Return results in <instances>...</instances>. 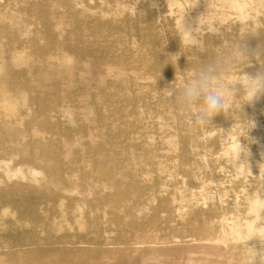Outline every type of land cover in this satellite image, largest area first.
I'll return each mask as SVG.
<instances>
[{
  "label": "bare ground",
  "instance_id": "bare-ground-1",
  "mask_svg": "<svg viewBox=\"0 0 264 264\" xmlns=\"http://www.w3.org/2000/svg\"><path fill=\"white\" fill-rule=\"evenodd\" d=\"M26 1L27 2L25 3L29 4V6H27L31 11V16L35 18L37 17V19L40 20L41 24L43 25V30L41 29L42 31H39L41 32V35L47 40L46 46L41 45L43 47H41L39 44H34L35 51L37 54L43 53L44 55H46V51L50 52L51 55L49 56L53 59V61L48 65L45 64L48 66V68L43 70L45 68H40L39 64L41 63H38L39 68H37L35 65L36 62H32L34 55L31 56V61L27 60V56L15 52V49L13 50L14 53L10 51L8 57L3 55L4 52L1 55V62L4 61V63L0 66V212L7 208L9 203H11L9 202L10 196L21 195L24 193H28V196H30V194L33 192L36 194L35 196L38 198L39 205L43 211L47 207L48 209L52 208L51 210L53 211L57 209L56 212L60 214L62 218H64L62 213L66 210L65 204L68 202V209L74 210V213L71 214L73 216L71 217L77 219L76 222H79L78 224L81 225L80 218L82 214H84L83 211L85 206H89L88 200L90 199H87L88 197L81 196L82 191L79 189V187H81L82 183L77 182L76 175H72L76 177L73 179L74 177H71L67 170L63 169V167L61 168V163H64L65 165L69 164L70 166L72 165V167L75 165L74 168L81 170L83 169L85 173L82 174V178L88 179L89 177L95 175L98 179V182H96L99 184L101 182L102 184L101 189H95L94 192H102L110 189L112 192L106 195L104 199L109 203H114L118 208L119 206L122 207L125 205L126 198H131L130 195L132 192H134L136 195L135 192L142 193L144 191L146 193V191H152L153 187L142 186L140 182L149 180V177L152 176L151 174L153 172L156 174L158 173L159 169L157 166H155V164L159 162L158 158L160 161L165 158L174 162V164H171L170 162L168 168L165 171L169 173L168 170L170 168L174 169V172H172L173 176L174 174H177V169H187L192 167L191 163L192 160L195 159V156L205 154L206 152L210 153V151H208V146L213 145V147H215L214 145L218 144L216 138L209 136L210 133L208 130H206L209 129L208 126L203 127L196 125L193 123L192 117L189 114L177 112L170 99L172 96L171 88H179L185 80L195 75L196 70L201 64L206 63L213 58L219 57V55L224 52L220 49L221 47L224 49V45H222V39H219V36L216 35L217 33H213L216 26H224L225 24H228L229 18H231L233 15L237 18V21L239 19L240 23H237L241 24L242 30L240 32V38H238V41L246 47L247 53L250 57L249 64L234 69L225 77L228 83L235 85L238 79H243V74L252 75L251 71L255 70L257 67V65L254 66L257 61L251 58L253 55L260 53L263 56L260 58L264 59V30L259 27V21H261V17H264V0H185V4L189 3L191 6L196 4L194 7L196 13L194 15H187L186 12L183 13L185 10L184 7H182L183 4H180L181 2L178 3L180 5L177 6V0H165V2L169 4L167 6L171 7L172 9L177 7L178 12H180L178 19L175 21L174 19H171L169 26L172 28L171 30L168 29L169 31L165 30L164 27L163 30L162 28L160 29L154 24L153 21L155 20H153L151 23H149V21V24L145 22L144 25L142 21L143 19L141 20V15L138 16L136 9L134 11L123 10L124 6H122L123 8L116 7L117 9L114 12L112 11V15H107V10L105 9L104 11L103 9V11L100 13H94L88 20H85L87 17L83 19L82 17L78 16L80 11L77 12L74 10L72 0H45V2L37 0L29 2L28 0ZM142 1L144 2V0ZM175 4L176 6H171ZM16 6L17 5L14 7ZM64 6L68 7V10ZM61 7L66 8V11H61ZM94 7L95 6H93V8ZM180 7H182V10ZM186 7L189 8L188 6ZM19 8L21 10V7ZM130 8L132 7L130 6ZM24 10L23 12H25ZM191 10H193V8ZM123 11V15H128L127 17L124 16L126 18L125 20L118 17ZM201 12L205 13V15L207 14L211 20L207 21V17H202L203 13L201 14ZM169 13L170 12H168V14ZM177 14L179 13H176V15ZM59 15H64V18H61L62 16ZM129 15H131V17ZM184 15L185 26L194 28L191 34L185 33L181 28V19ZM173 16L175 15L173 14ZM18 17L21 19L20 15ZM19 18L11 13H7V11L3 13L0 12V35L5 36L10 34L11 38L16 41V37L21 33V29L23 27V24ZM23 18H25V16ZM202 18H205L206 21L210 23L208 25L210 30H208L207 34H205L203 42H199L198 40H200V36L202 34L198 36L197 32L198 30L204 29ZM160 19L161 18L159 17V20ZM205 19L203 22H205ZM248 19L252 20V23L251 26L249 25L250 27L246 28L244 22ZM25 27L26 26H24V28ZM232 30H236L235 27ZM226 32H228V30ZM219 34L220 33H218V35ZM222 34L223 33H221V35ZM230 37L228 36V39ZM33 41L35 42V40ZM238 41H236V43ZM228 43L229 42L227 41V44ZM134 46H136V48L131 49ZM34 54L36 55V53ZM20 64H27L28 67L22 71L8 72V69H12V67H16ZM143 66L148 69L145 73H134L131 71L133 69H139ZM145 76L149 82L146 84V87L143 88L142 84L140 83V79L144 78ZM44 79L52 80H49V82H51L48 83ZM122 85H125L126 89L132 88L135 90L140 95V99L144 100L147 104V107L153 111H151L153 115L150 116V118H147L148 120L150 119L149 121H145V117L141 115L142 113L140 114L136 110L131 112V107L133 106L131 105L130 101L120 97V93L123 92L121 89ZM236 85L243 94L241 85L239 83ZM263 97L264 94H262L260 98L253 103H247V106H243V108L240 110L241 115L254 113L259 100H261ZM237 104L238 103L236 102L234 105L231 102L226 104L224 112H221L214 117L211 128H214L218 125L221 126L222 130V126L234 124L235 115L232 119L231 115L229 114H231V111L233 112L232 108L233 106L236 107ZM262 104L264 107L263 100ZM75 109H78L79 112L77 114L80 116V123L76 127H70L68 125L66 127L61 123L62 120L59 122L55 121V118L57 117H55V114L57 113L59 116L62 115L63 120L66 118L65 120L71 125L75 120ZM132 114L136 115V118L134 120H131L130 118L128 119V117H131ZM150 114H148V116ZM53 118L55 120H52ZM134 121L138 123L137 129L132 127ZM231 128H233L232 125ZM236 128H238V126ZM148 129L154 131H148ZM231 131L233 132L234 130L231 129ZM83 133H85L84 135L87 137L85 140H82V137H84ZM79 134L80 136H77ZM231 135H229V137ZM256 135L257 139L264 136L263 131H261L259 127ZM157 139H159V141L156 142ZM220 139L222 140V138ZM220 139L219 144L222 143L220 142ZM226 140L228 139L223 138V141ZM227 142H229V140ZM237 142L238 140L232 138L230 139L229 144H227L228 146L224 145L223 143L221 144L223 146L221 149L224 151V156H226L227 160L231 162V165V154L234 152L235 147L238 144ZM199 147H201L203 150H199ZM216 152L219 154V151L216 150ZM248 153L249 155L246 158L247 162L252 163V160L255 157L253 154L254 152L250 151L249 149ZM215 154V151H213L211 153V157L218 158L216 156L217 154ZM222 154L220 153V155ZM17 158L20 159L24 166H26V169L23 168V166L18 168L12 167L13 165H11V162ZM244 159V154L241 153V160ZM14 163L18 162L15 161ZM252 168L253 166H249V170ZM235 169L238 170L240 168ZM45 170L48 171L49 175L45 172ZM191 173L195 172L192 170ZM144 174L147 175L145 180L143 177L139 178ZM192 175L193 174H190L191 177ZM260 176L262 177L261 181L264 182V171L260 172ZM187 177L188 175L186 178ZM94 178L95 177L91 178L90 181H93ZM125 179L130 180L127 181ZM258 179H260V177ZM82 182L87 183V186L89 187L91 186V183L89 184L88 181L82 180ZM214 182L215 181H213V183ZM242 183H245L244 185H246V182ZM158 184L159 181H156V183L153 185L155 186ZM248 185H250V183ZM206 186L204 185L203 187L202 185L203 188ZM255 186L257 187L256 184ZM236 187H238V185ZM249 188L252 187L250 186ZM259 188L257 187V189ZM260 189L263 190L262 187ZM220 190L221 191L217 192L216 195L214 194L215 196L205 197L202 203H200V200L197 198V202L195 201L190 205L192 210H190L189 213H185V211L183 212L182 206L177 204V200L176 198H172L173 196H165L166 198L162 200V205L166 206L170 210L174 208L173 206L178 208L177 211L181 217H179V220L176 224L177 227L178 225H182L187 228L193 227L192 225L196 224V222L199 224H204L206 227L203 230H200V235H196L197 238L193 237L192 240L185 241L187 246L202 249L205 251L203 254L216 257V259L213 261L204 257L205 259H202V264H231L232 261H229L224 257L225 250L229 247L228 241L230 240L235 242L236 245H234L232 248L239 250V256L246 257L249 260L250 257L254 255V253L250 248L242 246L241 242L239 241V233L242 230H247L251 234L257 228L264 230V198L261 197L257 191L252 190L251 192H248L243 190V199L246 205L243 207V204H241L238 200L232 201L230 199L231 201H228L226 199L228 197H226V193L228 191L226 192L225 190H222V188ZM164 191H166V188ZM224 191L225 194H223ZM239 191H241V189ZM107 192L109 191L107 190ZM69 193H71V195L77 193L78 195L76 194V197H70L68 195ZM87 193V195L85 193V196L90 194V192ZM102 196L104 195L101 193L96 194V199L94 201L96 203L100 202ZM150 197L153 198L152 195ZM237 198L235 197V199ZM140 201H142V199ZM106 205L108 204L106 203ZM133 206L134 204H132V207ZM153 208L155 207L153 206ZM124 209L123 211H126ZM114 211L111 212L114 213ZM123 211H121V213ZM19 212L21 213V210ZM88 212L91 214L93 209L90 208ZM95 212L98 213L97 211ZM56 214L52 216L50 215L49 217L44 216V219L41 220V223L47 233V235H45L43 232L46 238L44 243L46 247L43 249L42 256L45 255L46 257H53V255H58V258L60 257L62 262L61 264H73L70 262V259L72 256L75 258L78 254H82L81 252L84 253V250L81 249V246L85 243L88 244L86 240H88L89 237L87 238V236H90V238L92 237L93 241L94 238L100 236H97L98 226L97 228H94L97 219H90L91 222L92 220L94 221L92 224L93 229L88 231L87 234H78L79 231L78 233L76 232L71 234L69 233V230L66 231L68 229L65 227L66 224H63V222L67 221L65 219L66 217L62 219ZM101 214H99L97 217L99 218ZM124 215L127 216V214ZM138 215L141 214L138 213ZM45 217L47 218L45 219ZM108 217H110V215ZM129 219L130 218H127V220ZM38 222L40 223V221ZM145 224L146 237L142 238H146L147 240H144L148 241L150 245H148L149 249L147 251H140L141 253L138 254L142 264H151L147 262L149 260V255L152 254H161L171 257V253L176 252V244H178L179 240L171 242L167 240V238L161 237L159 235L160 229L158 228L157 217H153L150 221H148V223ZM106 226H108V224ZM39 229L40 228H38V230ZM31 230L32 229H29V231ZM101 230L107 231L105 228ZM131 233L132 232H130V234ZM26 234H28V232ZM230 234L232 237H229ZM116 236L119 235L116 234ZM183 237L185 236L183 235ZM25 238H27V236H25ZM205 240L207 242H205ZM257 241L258 240L253 239L248 243H257ZM113 242L115 241L113 240ZM38 245L39 243L36 242L35 238H29L26 240V242H22L21 245L15 246V248L12 246H10V248L7 246L2 247L0 245V264H42V262L37 263V253L33 251V249ZM57 245H63V247L58 249ZM142 245L144 246V242ZM42 247L44 248V246ZM98 247L102 249V245ZM137 247L139 246L137 245ZM85 248L86 247H84V249ZM187 249H189V247H187ZM94 250L95 248L93 251ZM101 253L105 254L106 251L103 249L102 251L97 252L99 255ZM115 253L121 254L120 251ZM38 254H40V252ZM97 254H95V256ZM121 256L127 257V255L124 256L122 254ZM142 257L146 258L142 259ZM40 259L44 260V257H40ZM43 264L46 263L43 262ZM82 264L99 263L96 261V257H93L91 260L89 259L88 262ZM124 264L130 263L127 262ZM249 264H251V261H249Z\"/></svg>",
  "mask_w": 264,
  "mask_h": 264
},
{
  "label": "rangeland",
  "instance_id": "rangeland-1",
  "mask_svg": "<svg viewBox=\"0 0 264 264\" xmlns=\"http://www.w3.org/2000/svg\"><path fill=\"white\" fill-rule=\"evenodd\" d=\"M0 0V12H6L7 13H11L13 15H15L17 18H19L18 16L20 15L21 20L20 18V21L22 22L23 24V27L21 29V33L17 35L16 37V41L13 40V38H11L10 34H7L5 36H1L0 35V66L4 63L1 62V55H5V57H8L9 56V53L10 51H12L14 53V49H15V52L19 53V54H22V55H25L27 56V60L31 61V56L34 55V59H32V62H36V67L39 68V65H40V68L43 69V70H46L48 68V64L52 63L53 59L49 56L51 55L50 52L46 51V55H44L43 53H38L35 51V45L34 44H39L40 46L43 45V46H46L47 44V40L41 35V32L39 30H43V25L41 24L40 20L37 19V17H33L31 16V11L29 10V4L28 3H25L27 2L26 0ZM14 3H12V2ZM15 1H16V4H15ZM29 1H34V0H28ZM37 1H43L45 2V0H37ZM86 1V2H85ZM102 0H72V3L74 5V10H76L77 12H79V15L80 17H82L83 19H86L85 20H88L91 15H93L94 13H100L101 11H105V9L107 10L106 14L107 15H112V13L117 9L116 7H119L121 8L122 6H124L123 10H135L137 11L138 13V16L141 15V20L143 21V24L145 25V22H147V24L151 23L153 20L154 24L157 25L160 29L162 28L163 30V27L165 30H171V26H169L170 22H171V19H174V21L176 19H178V15H180V12H178L177 10V7L175 8H171L167 5V2H165V0H144V2L142 0H103L101 3L100 2ZM108 1V2H107ZM185 0H177V4L180 3L182 5V7H184V12H186L187 15H194L196 13V10L195 8L192 9V6L188 3V4H185L184 3ZM99 2V3H98ZM20 3V4H19ZM86 3V4H85ZM107 3V4H106ZM135 3V4H134ZM153 3V4H152ZM155 3V4H154ZM157 3V4H156ZM159 3V4H158ZM9 4V5H8ZM26 5V6H23V5ZM83 4V5H82ZM103 4V6H102ZM120 6H118V5ZM180 4H178L177 6H179ZM12 5H17L16 7L12 6ZM28 5V6H27ZM97 5V6H96ZM109 5V6H108ZM132 8H130V6ZM143 7H142V6ZM5 6V7H4ZM7 6V7H6ZM12 6V7H11ZM79 6V7H78ZM86 6V7H85ZM88 6V7H87ZM93 6H95L93 8ZM102 6V8H101ZM113 6V7H112ZM157 6V7H155ZM171 6H176L175 5H171ZM186 6H188L189 8H187ZM21 7V10L20 8ZM27 9H26V8ZM66 7V6H64ZM64 7H61V11L63 10V12H65L66 8L68 10V7L64 8ZM105 7V8H104ZM134 7V8H133ZM142 7V8H141ZM146 7V8H145ZM171 9H169V8ZM180 7V9L182 8ZM18 8V9H17ZM96 8V9H95ZM179 8V7H178ZM5 9V10H4ZM25 9V10H24ZM149 9V10H147ZM170 11H169V10ZM9 10V11H8ZM12 12H11V11ZM19 10V11H18ZM23 10L25 12H23ZM96 10V11H95ZM182 10V9H181ZM113 11V12H112ZM135 11V12H136ZM160 11V12H159ZM191 11H194V12H191ZM15 12V13H14ZM76 12V13H77ZM168 12H170L168 14ZM204 12V11H203ZM201 12V14L203 13ZM18 13V14H17ZM25 15H24V14ZM111 13V14H110ZM176 13H179L176 15ZM30 14V15H29ZM78 14V13H77ZM124 14V11L121 12V14L118 16L120 19H123L125 20L126 18L124 16H128L127 14L126 15H123ZM157 14V15H156ZM172 14V16H171ZM173 14L175 16H173ZM29 18H28V16ZM122 15V16H121ZM25 16V18H23ZM59 16H62L61 18H64V15H59ZM89 16V17H88ZM131 17V15H129ZM145 16V17H144ZM207 17V21H210V17L207 16V14L205 15V13H203L202 17ZM232 16V15H231ZM230 16V17H231ZM148 17V18H147ZM159 17L161 18L159 20ZM171 17V18H170ZM234 17V18H233ZM145 18V19H144ZM156 18V19H155ZM209 18V20H208ZM35 19V20H34ZM148 19V20H147ZM205 18H202V23L203 24V28L204 29H201V30H198L197 34L198 36L201 35L200 37V40H198L199 42H203L204 38H205V34H207L208 30H210L208 28V25L210 24L209 22L206 21L205 19V22L204 21ZM145 20V21H144ZM163 22H162V21ZM166 20V21H165ZM35 21V22H34ZM150 21V22H149ZM168 21V22H167ZM234 21V22H232ZM30 22V23H29ZM149 22V23H148ZM157 22V23H156ZM159 22V23H158ZM240 23V20L238 19L237 21V18L233 15L231 18H229L228 20V24H225L224 26H216L215 30L213 31V33H217L216 35L219 36V39L221 40L222 39V42L224 45V49H222V47L220 48L221 50H223L224 52H227L229 50H231V48H233V46L236 44V41H238V38L239 35H240V32H241V24H238ZM260 22V23H259ZM258 23L260 24V28L264 30V17H261V21H259ZM39 23V24H38ZM163 23V24H161ZM237 23V24H236ZM251 23H252V20L248 19V20H245L244 24L246 25V28L250 27L251 26ZM26 24V25H25ZM146 24V25H147ZM161 24V25H160ZM207 24V25H206ZM234 24V25H233ZM160 25V26H159ZM240 25V26H239ZM250 25V26H249ZM24 26H26L24 28ZM32 28H31V27ZM162 26V27H161ZM229 26H230V29H235L236 30H230L229 29ZM34 27V28H33ZM233 27V28H232ZM240 29H238V28ZM258 27V28H259ZM228 28V29H227ZM207 29V30H206ZM41 30V31H42ZM168 30V31H169ZM228 30V32H226ZM206 33H204V32ZM235 31V32H234ZM236 31H239V32H236ZM40 32V33H39ZM210 32V31H209ZM226 32V33H225ZM231 32V33H230ZM34 33V34H33ZM196 33V32H195ZM218 33H220L218 35ZM221 33H223L221 35ZM236 33V34H235ZM239 33V34H238ZM29 35V36H28ZM31 36V37H30ZM37 36V37H36ZM228 36L230 37L228 39ZM235 36V37H234ZM4 37V38H3ZM20 39H19V38ZM226 39H225V38ZM6 38V39H5ZM9 38V39H8ZM43 39V40H42ZM17 40H20V41H17ZM35 40V42L33 41ZM202 40V41H201ZM13 41V42H12ZM15 41V42H14ZM41 41V42H40ZM225 41V43H224ZM227 41L229 42L227 44ZM235 41V42H234ZM46 42V43H45ZM231 42V43H230ZM14 43V44H13ZM45 43V44H44ZM235 43V44H234ZM3 45V46H2ZM19 45V46H18ZM227 45V46H226ZM41 46V47H43ZM221 46V45H220ZM226 46V47H225ZM230 46V47H229ZM7 47V48H6ZM228 47V48H227ZM11 48V49H10ZM136 48V46L132 47L131 49H134ZM227 50H226V49ZM226 50V51H225ZM6 51V52H5ZM36 53V55L34 54ZM42 56V57H41ZM256 56V57H255ZM46 57V58H45ZM50 57V58H49ZM260 57H263L260 53H259V58L257 57V55H253L251 58L255 59L257 61V63L254 65L256 67L255 70L251 71V74L254 76V74H257V73H264V59L263 58H260ZM40 58V59H39ZM44 60H43V59ZM46 59V60H45ZM259 59V60H258ZM49 60V61H48ZM263 60V61H262ZM39 61V62H37ZM44 62V63H43ZM140 62V60H139ZM38 63H41L38 65ZM47 64V65H45ZM43 66V67H41ZM47 66V67H46ZM27 64H20L16 67H12V69H8V72H13V71H22V70H25L27 68ZM148 69L146 67H141L139 69H133L131 70L132 72L136 73V72H143L145 73ZM243 74V73H242ZM147 77L145 76L144 78H141L140 79V83L142 84V87H146V84L149 82V80L146 79ZM31 79V77H30ZM45 81H47L48 83L49 80H52V79H44ZM54 80V79H53ZM236 89V96H237V101L235 100L236 103H238L236 105V109H239L238 111H234L233 109V112L231 111L229 115H231L232 119L234 118L235 120V125L234 124H230V125H225V126H222V130H221V126H216L214 128H211L212 126H208L209 129H206L208 130V132L211 134H209V136H212L213 138H216L217 139V142L218 144L217 145H214L215 147H213V145L211 146H208V151H210V153L206 152L205 154H200V155H197L195 156V159L192 160V169L190 168H187V169H184V168H181V169H177L176 171L177 174H174L172 176V172H174L172 168H170L168 172H165L166 169L168 168L170 162L171 164H174L173 161H169L168 159H165L163 158L162 161H160V159L158 158L159 162L155 164V166L158 167V175L153 172L149 178V180H145L146 179V176L147 175H141V177L139 178H144V182H140L142 186H151L153 187L152 188V191H146V193L143 191L142 193L140 192H135L136 195L134 194V192L131 193L130 197L131 198H126V202H125V205L124 206H119V208L117 207V205H115L114 203H109L107 200L104 199V197L106 195H108L110 192H112L110 189H107L109 192H107V190L105 191H102V192H94L95 189H101V182L100 184L97 183L98 182V179L96 178L95 175L89 177L88 179L87 178H82V174H84V170L82 169H78V168H74L75 165L72 167V165L70 166L69 164H66L68 166H66L64 163H61V168L63 167V169L67 170L69 172V175L71 177H74L76 175V177H74L73 179H77V182L78 183H82L81 184V187H79V189L82 191V195L81 196H84V197H88L87 199H90L88 200V205L89 206H85V209L83 211V213L85 214H82L81 218L83 216L82 219L80 218V223L81 225H79L78 223L79 222H76L77 219H75L74 217H71L73 215H71L72 213H74V210L72 209H68V202L65 204V211L62 213V215L64 216V218L67 220L65 222H63V224H66L65 227H66V231H70L69 233L73 234V233H79L78 234H81V235H85L87 234L88 231L92 230L93 229V220H96V224L94 226V228H97L98 226V235H100L99 237H96L94 238V241H93V238L90 236H87L88 240H86L88 242V244H84L81 246V249L84 250V253L81 252L82 254H78L77 257L72 258L70 259V262H72L73 264H82V263H85V262H88L89 259L91 260V258L93 257H96V261H98L99 264H124V263H127L129 262L130 264H142V261L140 260V257L138 256L139 253H141L140 251H147L149 249V246L150 245L148 243V241H145L147 240L146 238H142V237H146L145 234H146V229H145V223H148V221H150L153 217H157L158 218V228L160 229V232H159V235L161 237H165L167 238V240L171 241V242H174L175 240H179L178 241V244L177 245V249H176V252H173L171 253V257H167V256H164V255H161V254H152V255H149V260L147 263H151V264H202L203 261L202 259L204 257L210 259L211 261L215 260L216 257L214 256H211V255H205L203 254V252H205L204 250L202 249H198V248H194V247H190V246H187L186 245V242L187 240H192L193 237L197 238L196 235H200L199 232L200 230H203L204 228H206L204 226V224H199L198 222H196V224H193L192 226L193 227H184L182 225H178L177 227V222L179 220V217H181V215L178 214V211H177V207L176 206H173L174 208H172V210H170L169 208H167L166 206L162 205V200L166 197H172V198H176V202L177 204H180L182 206V209H183V212L185 211V213H189L191 209L190 205L192 203H194L195 201L197 202V198L198 200H200V203H202L205 199V197H211V196H215L217 194V192L221 191L220 189L222 188V190H225L227 193H226V199L228 201H233V200H238L241 204H243V207H245V201L243 199V196H244V191H248V192H251L252 190H255L259 193V195L261 197L264 198V182L261 181V176H260V172L261 171H264V136L262 138H256L257 135V130H258V127L260 128L261 131H263V135H264V107H263V104H262V100L264 101V97L259 100L258 102V105L260 106H256L255 108V112L257 113H250V114H242L240 113V110L243 108V106H247V103L241 105V100L239 99V97L242 94L241 90L238 88L237 85H233ZM237 86V87H236ZM122 91L120 93V97L123 98V99H127L128 101H130L131 105L133 107H131V112L136 110L138 111L141 115H143L145 117V121L148 120L147 118H150V116H152V110L147 107V104L144 100H141L140 99V95L135 91L133 90L132 88H128L126 89V86L125 85H122L121 87ZM239 91V92H238ZM241 105V108L240 106ZM76 113H75V116H74V122L70 125L65 119L63 120V117L62 115H58L57 113L55 114V119L53 118L52 120H55L56 122H59L60 120L61 123L63 125H65L67 127L70 126V127H76L77 125H79L80 123V116H78V109H75ZM150 111V112H148ZM152 111V112H151ZM130 112V114H131ZM263 112V113H262ZM144 113V114H143ZM151 113V114H150ZM229 113V112H228ZM148 114H150L148 116ZM241 115L242 118L244 119H251L252 121L256 122V126L258 127H254L252 129H250L247 133V137L245 136H242L243 135V125L241 124L239 116H236V115ZM253 114V115H252ZM235 115V116H234ZM234 116V117H233ZM61 117V118H60ZM251 117V118H250ZM259 117V118H258ZM59 118V119H58ZM131 119V120H134L136 118V115L132 114L131 117L129 116L128 119ZM237 118V119H236ZM150 120V119H149ZM148 120V121H149ZM238 120V121H236ZM77 123V124H76ZM238 124V125H237ZM240 124V125H239ZM74 125V126H73ZM231 125L233 126V128H231ZM230 126V127H229ZM235 126V127H234ZM238 126V128H236ZM133 128L137 129L138 128V123L137 122H133V125H132ZM227 128V129H226ZM230 128V129H229ZM212 129V130H211ZM231 129H233L234 131L232 132ZM241 129V130H240ZM68 130V129H67ZM147 130V129H145ZM151 130V129H148V131ZM221 131V134H220V131ZM228 130V131H227ZM152 132L154 130H151ZM240 131V132H239ZM214 132V133H213ZM216 132V133H215ZM229 132V133H228ZM242 132V133H241ZM232 135L229 137V135ZM85 133H83V136L82 137V140H85L87 137L86 135H84ZM208 134V133H207ZM220 134V135H219ZM234 135V136H233ZM77 136H80L77 135ZM219 136V137H218ZM223 136V137H222ZM226 136V137H225ZM235 139V140H238V142L241 143L242 146H245L247 148V151L250 149V151L254 152L253 154L255 155L254 159L252 160V163H248V166H253V168L251 170L249 169H246L245 167L241 166L240 169L236 170L234 167H232L231 165V162H229L226 158V156H224V151H222L223 149V146L221 145L222 143L224 145H227L229 144L230 142V139ZM233 136V137H232ZM222 138V140L220 139V143L219 144V139ZM255 137V138H254ZM223 138L224 139H228L229 142H227L228 140L226 141H223ZM253 139V140H252ZM257 139V140H256ZM159 141V139L156 140V142ZM155 142V143H156ZM237 142V143H238ZM256 143V144H255ZM157 144V143H156ZM221 147H220V146ZM218 146V147H217ZM228 146V145H227ZM225 147V146H224ZM200 149L199 150H203L201 147H199ZM210 148V149H209ZM219 151L217 154L216 150ZM214 149V150H213ZM221 149V151H220ZM254 149V151H253ZM256 150V152H255ZM215 151V154L218 158L216 157H211V153ZM220 153L222 155H220ZM220 155V156H218ZM206 158V160H205ZM15 161H17L18 163H14ZM173 162V163H172ZM19 164H22V165H19ZM63 164V165H62ZM11 165H13L12 167L14 168H18V167H22L26 169V166L23 165V163L20 161V159H15L13 162H11ZM80 165V164H78ZM66 166V167H65ZM70 166V167H69ZM38 167V166H36ZM189 169V171H188ZM187 170V171H186ZM193 170V172L195 173H191ZM203 172H202V171ZM207 170V171H206ZM46 173H48V171L45 170ZM71 172V173H70ZM180 172V173H179ZM189 172V174H188ZM202 172V173H201ZM206 172V173H205ZM216 172V173H215ZM81 173V174H80ZM200 173V175H199ZM74 174V176H72ZM156 176H155V175ZM190 174H193L192 177L190 176ZM195 174V175H194ZM49 175V173H48ZM78 175V176H77ZM171 175V176H170ZM188 175V177L186 178V176ZM209 175V176H208ZM211 175V176H210ZM216 175V176H215ZM259 175V176H258ZM162 176V177H160ZM195 176V177H194ZM93 181L91 182L90 179L93 178ZM158 177V179H157ZM176 177V178H175ZM210 177V178H208ZM217 177V178H216ZM260 177V179H258ZM175 180H174V179ZM193 178V179H192ZM200 178V180H199ZM204 178V179H203ZM206 178V179H205ZM257 178V179H256ZM87 179V180H86ZM97 179V180H96ZM167 179V181H166ZM197 179V180H196ZM202 179V180H201ZM82 180H85V181H88L89 184L91 185L90 187L87 186V183H83ZM125 180H130V179H125ZM151 180V181H150ZM191 180V181H190ZM193 180V181H192ZM263 180V179H262ZM76 181V180H75ZM97 181V182H96ZM148 181V182H147ZM156 181H159V184L158 185H153L154 183H156ZM162 181V182H161ZM189 181V182H188ZM199 181V182H198ZM201 181V182H200ZM204 181V182H203ZM209 181V182H207ZM211 181V182H210ZM213 181H215L213 183ZM256 181V182H255ZM165 182V183H164ZM198 182V183H197ZM242 182H246V185H244ZM255 182V183H253ZM262 182V183H261ZM94 185H93V184ZM144 183V184H143ZM191 183H192V186H196V187H192L191 186ZM209 183V184H208ZM238 187H236L237 185ZM241 183V184H240ZM250 183V185H248ZM258 183V184H257ZM262 185H261V184ZM163 184V186H162ZM207 184V186H206ZM211 184V185H210ZM214 184V185H212ZM243 184V185H242ZM255 184L257 185V187L259 188H263V190H261L260 188L257 189V187L255 186ZM260 184V185H259ZM160 185V186H159ZM174 185V186H173ZM187 185V186H186ZM204 185L207 187L203 188ZM217 185V186H216ZM240 185V186H239ZM85 186H86V190H85ZM99 186V187H98ZM162 186V187H161ZM213 186V187H212ZM243 186V188H242ZM245 186V187H244ZM252 187V188H249V187ZM255 188H254V187ZM93 187V188H92ZM200 187V188H199ZM202 187V188H201ZM240 187V188H239ZM248 187V188H246ZM162 188V189H161ZM166 188V191H164ZM219 188V189H218ZM224 188V189H223ZM229 188V190H228ZM246 188V189H245ZM94 189V190H93ZM160 189V190H158ZM164 189V190H163ZM183 189V190H182ZM201 189V190H200ZM217 189V190H216ZM233 189V190H232ZM236 189V190H235ZM241 189V191H239ZM245 189V190H244ZM248 189V190H247ZM164 192H163V191ZM182 190V191H181ZM186 190V191H185ZM212 190V191H211ZM232 190V191H231ZM244 190V191H243ZM261 190V191H260ZM169 191V192H168ZM225 191L223 192V194H225ZM230 191V192H229ZM84 192V194H83ZM87 192H90V194L88 196H85V193L86 195L88 194ZM93 192V193H92ZM148 192V193H147ZM152 192V193H151ZM239 192V193H238ZM95 193V195H94ZM98 193H101L102 196L101 197V201L100 202H95L94 200L96 199V194ZM106 193V194H105ZM140 193V194H139ZM161 193V194H160ZM168 193V195H167ZM171 193V194H170ZM193 193V194H192ZM232 193V194H231ZM234 193V194H233ZM243 193V194H242ZM32 194V195H31ZM30 194V196H28V193H24V194H21V195H13V196H10L9 198V205L7 206V208L3 209L2 212H0V245L2 247H5L7 246L8 248H10V246L14 247L17 246V245H21L22 242H26V240H28L29 238H35L36 239V242L39 243V247L36 246L33 251L37 253L36 255V258H37V263L39 262H43L46 263V264H61V260H60V257L58 258V255H53L50 256V257H46L45 255H43V249H45L46 245L44 244L45 241H46V238H45V235H47L42 223H41V220L44 219V216H47L49 217L50 215H54L56 214V210H51V209H48L45 208V210L43 211V209H41V206L39 205V201H38V198H36V194H34L33 192ZM73 194V193H72ZM76 194H73L71 195V193H69L68 195L70 197H76ZM144 194V195H143ZM150 194V195H149ZM184 194V195H183ZM195 194V195H194ZM206 196H205V195ZM215 194V195H214ZM222 194V195H223ZM230 194V195H229ZM263 196H262V195ZM27 195V196H26ZM78 195V194H77ZM128 195V196H129ZM149 195V196H148ZM153 196V198H151L150 196ZM162 195V196H161ZM192 195V196H191ZM194 195V196H193ZM237 199H235V197ZM144 196V197H143ZM160 198H159V197ZM166 196V197H165ZM186 196V197H185ZM196 196V197H195ZM18 197V198H17ZM140 197V198H139ZM233 197V198H232ZM241 200H240V198ZM13 198V199H11ZM151 198V199H150ZM156 200H155V199ZM157 198H158V201H157ZM188 198V199H187ZM196 198V199H195ZM201 198V199H199ZM203 198V199H202ZM229 198V199H228ZM17 199V200H16ZM19 199V201H18ZM103 199V200H102ZM136 199V200H135ZM142 199V201H140ZM183 199V200H182ZM187 199V200H186ZM195 199V200H194ZM231 199V200H230ZM16 200V201H15ZM130 200V201H129ZM134 200V201H133ZM147 200V201H146ZM160 200V202H159ZM31 201V202H30ZM144 201V202H143ZM191 203H190V202ZM15 202V203H14ZM19 202V203H18ZM23 202V203H22ZM136 202V203H135ZM143 202V203H142ZM152 202V203H151ZM244 202V203H242ZM95 203V205H94ZM101 203V204H100ZM105 203V205H104ZM106 203L109 205H106ZM131 203V204H130ZM14 204V205H13ZM30 204V205H29ZM114 204V205H111ZM132 204H134V206L132 207ZM141 204V205H140ZM151 204V205H150ZM12 207H11V206ZM97 205V206H96ZM129 205V206H128ZM137 205V206H136ZM144 205V206H143ZM92 206V207H90ZM105 206V207H104ZM111 206V207H110ZM115 208H114V207ZM144 208H142V207ZM150 208H148V207ZM153 206L155 208H153ZM172 206V205H171ZM15 207V209H14ZM102 207V208H101ZM110 207V208H109ZM157 207V208H156ZM161 207V209H160ZM180 207V206H179ZM90 208L93 209V212L91 214H89L88 210ZM97 208V209H96ZM125 208V209H124ZM136 208V209H135ZM87 209V210H86ZM107 209H110V210H107ZM113 209V210H112ZM120 209V210H119ZM126 210V211H123ZM132 209V210H131ZM134 209V210H133ZM142 209V210H141ZM175 211H174V210ZM21 210V213L19 212ZM68 210V211H67ZM116 212H115V211ZM130 210V211H129ZM157 210V211H155ZM161 210V211H160ZM165 210V211H164ZM38 211V212H37ZM95 211H97L98 213H96ZM109 211V212H108ZM111 211H114L111 212ZM118 211V212H117ZM121 211H123L121 213ZM128 211V212H127ZM140 211V212H139ZM145 211H148V212H145ZM155 213H154V212ZM164 211V212H163ZM55 212V213H54ZM69 214H67V213ZM87 212V214H86ZM134 212V213H133ZM160 212V213H159ZM162 212V213H161ZM174 214H173V213ZM43 213V214H42ZM54 213V214H53ZM103 215H102V214ZM110 213V214H109ZM138 213H140L141 215H138ZM144 213V214H142ZM164 213V214H163ZM65 214V215H64ZM99 214H101L99 216V218L97 217ZM106 214H109L110 217H108L109 215H106ZM114 214V215H113ZM124 214H127L124 215ZM132 214V215H131ZM173 214V215H172ZM38 215H41V216H38ZM43 215V217H42ZM59 218H62L60 216V214H56ZM68 215V216H67ZM112 215V216H111ZM124 215V216H123ZM146 215V217H145ZM148 215V216H147ZM153 215V216H152ZM168 215V216H167ZM90 216V217H88ZM93 216V217H92ZM96 216V218H95ZM132 216V217H131ZM144 216V217H143ZM168 218H167V217ZM174 216V217H173ZM16 217V218H15ZM28 217V218H27ZM35 217V218H34ZM45 217V219L47 218ZM88 217V219H87ZM101 217V218H100ZM103 217V218H102ZM106 219H105V218ZM108 217V218H107ZM123 217V218H122ZM130 218L129 220H127V218ZM22 218V220H21ZM62 218V219H64ZM92 222L90 219H92ZM110 218V220H109ZM112 218V219H111ZM146 218V219H145ZM31 219V220H30ZM37 219V220H36ZM86 219V220H85ZM103 219V220H102ZM114 219V220H113ZM125 219H126V222H125ZM29 220H30V223H29ZM82 220V221H81ZM100 220V221H99ZM106 220V221H105ZM123 222H122V221ZM141 220V221H140ZM145 220V221H144ZM16 221V222H15ZM18 221V222H17ZM37 221V222H36ZM40 221V223L38 222ZM86 221V223H85ZM133 221V222H132ZM170 221H171V224H170ZM175 221V222H174ZM101 222V223H100ZM111 224H110V223ZM136 222V223H135ZM144 224H143V223ZM108 224V226L105 225ZM116 223V224H115ZM125 223V224H123ZM135 223V224H134ZM83 224V225H82ZM101 224H104V225H101ZM139 224V225H138ZM162 224V225H161ZM164 224V225H163ZM170 224V225H169ZM26 225V226H25ZM88 227H86V226ZM127 225V227H126ZM196 225V226H195ZM217 225V224H216ZM82 226V227H81ZM90 226V227H89ZM92 226V227H91ZM102 226V227H101ZM104 226V227H103ZM106 226V227H105ZM116 226V227H115ZM181 226V227H180ZM31 227V228H30ZM72 227V228H71ZM77 230H76V228ZM101 227V228H100ZM115 227V229H114ZM38 228H40L38 230ZM105 228L107 231H103L101 229ZM119 228V229H118ZM179 228V229H178ZM29 229H32L31 231H29ZM122 231H121V230ZM194 229V230H193ZM37 230V231H36ZM111 230V231H110ZM126 230V231H125ZM134 230V231H133ZM163 230V231H162ZM193 230V231H192ZM33 231V232H32ZM81 231V232H80ZM114 231V232H113ZM118 231V232H117ZM178 231V232H177ZM28 232V234H26ZM44 232V234H43ZM101 232V233H100ZM104 232H105V235H104ZM108 232V234H107ZM130 232H132L130 234ZM182 232V233H181ZM186 232V233H185ZM188 232V233H187ZM230 232V231H229ZM32 233V234H31ZM38 233V234H36ZM65 233V232H64ZM100 233V234H99ZM113 233V234H112ZM124 233V234H123ZM128 233V235H127ZM144 233V234H143ZM164 233V234H163ZM177 233V234H176ZM111 234V235H110ZM119 235V236H116ZM134 234V235H133ZM191 234V235H189ZM27 236V238H25V236ZM42 235V236H40ZM109 235V236H108ZM131 235V236H130ZM133 235V236H132ZM138 235V236H137ZM171 235V236H170ZM183 235L185 237H183ZM188 235V236H186ZM193 235V236H192ZM30 236V237H28ZM39 236V238H38ZM108 236V237H105ZM114 236V237H113ZM25 239H24V238ZM38 239H37V238ZM47 237V236H46ZM133 237V238H132ZM172 237V239H171ZM229 237H232V235L230 234ZM104 238V239H103ZM120 238V240H119ZM140 238V239H139ZM206 238V236H205ZM204 238V239H205ZM18 239V240H17ZM136 239V240H134ZM145 239V240H144ZM185 239V240H184ZM40 240V241H39ZM42 240V242H41ZM96 240V241H95ZM100 240V241H98ZM112 240V241H111ZM113 240L116 242H113ZM118 240V242H117ZM143 240V241H142ZM149 240V238H148ZM183 240V241H182ZM22 241V242H21ZM104 241V242H103ZM123 241V242H121ZM140 241V242H139ZM231 241V242H230ZM228 241L229 242V247L225 250V254H224V257L229 260V261H232L231 264H249V261L250 259L248 260L246 257H240L239 256V250L238 249H233L232 247H234L235 242L233 240H230ZM21 242V243H20ZM41 242V243H40ZM108 242V243H107ZM138 242V243H137ZM144 242V246L142 245ZM205 242H207L205 240ZM20 243V244H19ZM43 243V244H42ZM102 243V244H101ZM111 243V244H110ZM113 243V244H112ZM133 245H132V244ZM137 243V244H136ZM117 246H115V245ZM122 244V245H121ZM189 244V243H188ZM44 246V248L42 246ZM92 245V247H91ZM102 245V249L98 246ZM111 245V247H110ZM125 245V246H124ZM127 245V246H126ZM137 245L139 247H137ZM141 245V246H140ZM96 246V247H95ZM104 246V247H103ZM115 246V247H114ZM119 246V247H118ZM134 246V247H133ZM248 246L249 247H254L256 248L257 250H259L261 248V244L259 243V241H257V243H248ZM58 249L62 248L63 245H57ZM83 247V248H82ZM84 247H86L84 249ZM106 247V248H105ZM187 247H189V249H187ZM95 248V250L93 251V249ZM98 248V249H97ZM138 248V249H137ZM5 249V248H4ZM7 249V248H6ZM88 249V251H87ZM105 250L106 253H101L100 255L97 254L98 251H102V250ZM8 250V249H7ZM231 250V251H230ZM40 254H38L39 252ZM91 251V252H90ZM117 251H120L122 255H127V257H122L121 254H117L115 252ZM139 251V252H138ZM234 251V252H233ZM90 252V253H89ZM126 252V253H125ZM138 252V253H137ZM137 253V254H136ZM88 254V255H87ZM94 254V255H93ZM95 254H97L95 256ZM137 256H136V255ZM86 255V256H85ZM104 255V256H103ZM55 256V257H54ZM82 256V258H81ZM40 257H44V260L43 259H40ZM86 257V258H85ZM52 258V260H51ZM54 258V259H53ZM79 258V259H78ZM146 257H142V259H145ZM241 258V260H240ZM243 258V259H242ZM245 258V259H244ZM77 259V260H76ZM107 259V260H106ZM113 259V260H112ZM205 259V258H204ZM231 259V260H230ZM40 260V261H39ZM79 261V262H76V261ZM106 260V261H104ZM234 260V261H233ZM49 261V262H48ZM56 261V262H55ZM109 261V262H108ZM209 261V260H208ZM51 262V263H50ZM235 262H238V263H235ZM40 264V263H39Z\"/></svg>",
  "mask_w": 264,
  "mask_h": 264
},
{
  "label": "clouds",
  "instance_id": "clouds-1",
  "mask_svg": "<svg viewBox=\"0 0 264 264\" xmlns=\"http://www.w3.org/2000/svg\"><path fill=\"white\" fill-rule=\"evenodd\" d=\"M195 6L196 4L192 8ZM184 17L185 15L181 19V28L185 33L191 34L194 28L185 26ZM256 55L258 57L259 53ZM249 63L250 57L247 49L238 41L231 50L201 64L195 75L185 80L179 88H171L170 99L175 110L179 113L189 114L196 125L212 126L214 117L224 112L225 105L230 102L234 105L237 99L235 87L228 83L225 77L234 69ZM242 76L243 79H238L235 83V85L239 83L242 87L243 95L239 97L241 105L253 103L264 94V73H257L254 76L243 74ZM232 109L239 110L234 106ZM236 116H239L243 125L242 136L247 137L248 131L256 127L255 122L244 119L241 115ZM241 153L244 154V160H241ZM248 155L246 147L238 142L231 154L232 166L237 169L241 166L249 169L246 159ZM253 239L258 240L261 244L259 250L248 246V242ZM239 241L242 246L250 248L254 253L250 257L251 264H264V230L257 228L251 234L247 230H242L239 233Z\"/></svg>",
  "mask_w": 264,
  "mask_h": 264
}]
</instances>
